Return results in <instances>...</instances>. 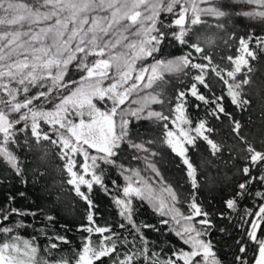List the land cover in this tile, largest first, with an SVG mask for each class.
I'll return each mask as SVG.
<instances>
[{"label":"snow or ice","instance_id":"1","mask_svg":"<svg viewBox=\"0 0 264 264\" xmlns=\"http://www.w3.org/2000/svg\"><path fill=\"white\" fill-rule=\"evenodd\" d=\"M204 17L216 21L209 27L227 35L226 45L230 42L234 45L232 55L220 57L231 67H221L201 43L189 39L193 26L208 23ZM237 17L253 22L264 32V0H0V168L23 177L27 164L15 149L24 152L35 148L43 152L39 160L45 161L48 150L42 142L55 145L63 170L70 176L67 184L74 187L76 195L90 209L92 200L81 191V185H86L90 192L95 183L107 191L102 179L105 169L101 165L118 170L126 181L124 198H116L115 203L123 218L118 227L126 230L131 239L109 227L82 225L88 233L110 234L104 237L106 243L99 246L85 244L74 264H105L106 260L108 264H222L213 243L204 238L211 220L197 202V167L188 155V146L196 149L198 140L206 143L213 157L225 148L212 138L217 131L211 125L213 119L220 122L227 119L242 145L237 152L243 161L238 168L242 179L237 182L234 194L224 201L225 207L237 210L242 199L259 200L256 210L245 208L239 217L237 226L247 240L237 241L242 255H237L235 262L264 264V190L253 187L259 185L264 189V144L257 148L242 135L241 122L227 110L228 104L241 111L251 104L246 92L251 84L249 73L253 71L250 62L264 55V35L256 32L253 23L242 35L230 31ZM204 43L211 45L214 41L205 38ZM165 44L180 46L183 54L157 58ZM149 57L153 59L151 64L135 68L137 60ZM70 66L80 72L79 81H65ZM52 69H56L55 74ZM112 70L114 75H110ZM209 73L224 86L219 94L213 90ZM166 76L191 77L186 90L176 91L170 114L151 107L173 104L171 98L166 99L164 88L149 91L125 106L134 93L154 89L158 83L168 85ZM49 79L51 84L46 87ZM105 80L114 82L102 87ZM64 91L68 94L64 95ZM189 93L196 101L191 106L196 112L204 111V116H197L195 121L186 111ZM57 99L59 102L54 103ZM94 99L105 104L103 110ZM46 103L53 105L51 111L42 107ZM132 104L136 107H131ZM69 105L81 117L78 123L68 118ZM85 110L88 120L83 119ZM41 120L53 126L51 134L41 130ZM145 121L159 127L160 135L152 137L148 129L141 131ZM158 144L166 145L181 158L193 190L189 193L187 213L177 207L179 193L158 167ZM93 149L96 154L90 155ZM228 150L232 152L233 148L230 146ZM73 155L83 156L80 167L85 174L91 173L90 179L74 171ZM133 162L143 167L134 166ZM38 171L33 169L34 174ZM8 199L10 202L14 197ZM134 199L147 201L161 217V225H168L169 220L164 217H170L177 226L172 231L188 248H174L171 255H162L163 250L154 251L143 230L159 232L160 228L137 222ZM14 215L36 213L0 206V234L6 238L0 243V264H25V258L27 264H69L67 259L37 261L40 249L34 241L25 240L21 247L20 237L14 233L24 224L12 223ZM47 219L51 221L53 217ZM87 220L95 223L91 212ZM196 224L203 227L197 228ZM56 239L67 243L63 236ZM249 243L254 246L250 258ZM58 248L57 243H51L45 250L47 256L53 257Z\"/></svg>","mask_w":264,"mask_h":264},{"label":"trees","instance_id":"2","mask_svg":"<svg viewBox=\"0 0 264 264\" xmlns=\"http://www.w3.org/2000/svg\"><path fill=\"white\" fill-rule=\"evenodd\" d=\"M208 21L207 24H201L193 26L189 33V39L193 43H201L206 53H211L214 57V61L220 64L221 67H231L226 61L221 60V56L232 55L234 45L225 44V40L228 39L227 35L209 25H214L215 20L210 17H204ZM253 23L245 18L237 17L233 20L234 27L230 26V31H235L237 35H242L249 31V24ZM253 26L256 32L260 35H264L260 26ZM200 40H197V37ZM205 38H211L214 43L211 45L205 44ZM254 46V45H253ZM181 47L178 45L162 46V51L157 54V58H171L178 55H182ZM153 59L151 57L145 60H137L135 68L139 69L142 66L151 64ZM250 66L253 71L249 73L251 76V84L246 89L248 94L247 98L251 101L250 106L245 111H241L235 106L228 104L227 110L231 112L237 120L242 124L241 134L246 136L250 142L255 144L257 148H260L264 144V55L257 61H251ZM70 71L65 75V81L74 80L79 81L80 72L75 67L70 66ZM110 75H114V70L110 71ZM170 81L168 85L158 83L154 86V89H144L141 93H134L126 101L127 106L131 100L138 99L141 95H146L149 91H159L164 88L166 99L171 98L173 104H165L163 107L159 104L151 105V107L157 111L163 110L165 114H170L169 109L175 104L176 91L186 90L191 83V77L184 76H166ZM209 79L212 81L213 90L219 94L224 87L221 82L212 74L209 73ZM114 80H105L102 87H107L113 83ZM131 83V81L129 82ZM51 84L49 79L46 87ZM72 87L71 85L69 86ZM74 90V88L72 89ZM36 91V89H33ZM63 91V90H61ZM201 91H206L201 88ZM64 95L68 93L63 92ZM53 95H57L54 91ZM57 99L54 103H58ZM97 107L102 110L105 107L103 102L96 101ZM110 104V102H108ZM196 103L194 98L188 94V104L186 105L187 114L195 121L197 116L203 117L204 111L196 112L191 106ZM42 107L46 111L53 109L52 104H43ZM131 107H136L132 104ZM68 113V118L73 122L78 123L81 117L75 115V110L71 109ZM173 118L174 113H171ZM83 119L88 120L87 111ZM211 125L214 126L217 131L213 134V139L218 143H223L225 148L218 153L215 157L208 151V146L205 142L198 140L197 148L193 149L188 146V155L192 159L194 165L197 167V177L199 188L196 191V199L203 211L209 213L208 219L211 220V227L208 231L206 240H210L214 245V251L217 254V258L222 264H236L235 257L242 255L239 253V244L237 241L241 239L247 240L242 235V230L237 226L239 223V217L243 213V209L250 208L256 210L259 204L258 198L248 197L240 201V206L237 210H230L225 207L224 201L234 194L236 191V184L242 178L238 172V168L243 164V161L237 156L242 145L235 138V134L231 131V125L227 119L223 122L211 120ZM186 129L187 125H181ZM41 130L44 132L52 133L53 126L40 121ZM55 127H58L55 126ZM170 127H172L170 125ZM145 129L149 130V135L152 137L159 136L161 129L159 127H152L149 122H143L141 131ZM175 130V129H174ZM60 131H64L61 129ZM195 135L194 132L191 133ZM53 138H56L53 136ZM23 143V140H21ZM48 150V156L45 161H40L39 156L43 154L42 151L25 149L21 152L19 148L15 151L22 160L27 164V169L23 177L14 175L4 168H0V206H10L23 210L25 213H36L35 216L25 215L12 217V223L23 222L24 226L15 229V235L20 237L19 243L23 247V241H34L39 246V252L37 254V261L42 258L49 259H67L69 264H74L78 254L83 250L85 244L90 243L91 246L96 247L101 243H106L105 236L110 233H88L82 229V225L91 227H109L113 231L120 233L122 236L128 237V233L124 229L118 227L119 223L123 222V218L119 216V206L116 205L115 199L119 198L120 188L123 186L124 180L118 170L112 169L110 166L101 165L105 169L102 177L103 184L107 187V191L100 185L93 184L92 190L89 192L86 185H81V191H84L92 200L93 206L89 208L87 202L81 197L77 196L74 187L67 184V180L70 178L69 174L63 170V161L57 155L58 149L55 145H48L47 142H42ZM233 148L232 152H229V147ZM10 147H14L10 145ZM157 150L160 152V156L157 157L158 167L165 180L171 184L179 193V203L177 207L181 212L187 213L188 209V197L189 193L193 190L191 188L190 180L187 178L184 166L182 165L181 158L176 156L166 145L158 144ZM27 153V157L25 156ZM95 150H90V155H95ZM73 159L76 161V167L74 171H77L78 175H85L86 179H90L91 173L85 174L83 168L80 167L84 163L82 155H73ZM211 161V163H208ZM89 163L91 161L89 160ZM134 166L143 167L142 164ZM127 166V165H126ZM38 168L39 171L34 174L33 169ZM99 173V169L96 170ZM43 172L44 175L39 173ZM115 180L116 184L112 181ZM254 190H264L259 185H254ZM23 193V195H21ZM14 197L9 202V197ZM133 204L137 211L135 213V219L137 222H143L145 224L156 225L160 228V231H152L151 229H144V234L149 240V246L154 251L161 252L162 255H171V250L174 248L187 249L188 245H184L183 242L172 231L175 222H169L168 225H161V217L158 213L154 212L144 202L138 199L133 200ZM89 212L93 215L94 224H90L87 220ZM223 213V215H221ZM53 217V220H48L47 217ZM166 219V218H164ZM197 220L200 217L196 218ZM197 228L203 226L196 224ZM223 229V231H221ZM58 236L65 237L67 243L61 242L56 239ZM6 238L0 234V243ZM115 239V237H113ZM51 243H57L59 248L54 250L55 255L48 257L45 251ZM252 244L249 243V258L252 254ZM27 261V258H25ZM98 264V262H97ZM105 264H108L107 260Z\"/></svg>","mask_w":264,"mask_h":264},{"label":"rangeland","instance_id":"3","mask_svg":"<svg viewBox=\"0 0 264 264\" xmlns=\"http://www.w3.org/2000/svg\"><path fill=\"white\" fill-rule=\"evenodd\" d=\"M52 71H53V74H55L56 69H52ZM142 175H148V173H142ZM123 180H124V178H123ZM125 185H126V181L124 180L123 186L120 188L119 198H124V197H123V187H124ZM144 203L147 204L150 208H152L151 205H150L147 201H144ZM152 209H153V208H152ZM164 218L168 219L169 222L172 223V220H171L170 217H164ZM25 264H27V261H25Z\"/></svg>","mask_w":264,"mask_h":264}]
</instances>
